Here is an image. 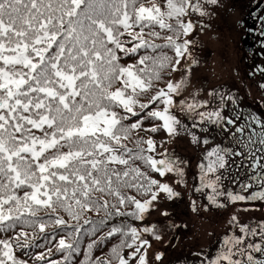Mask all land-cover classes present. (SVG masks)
Wrapping results in <instances>:
<instances>
[{
  "label": "snow or ice",
  "instance_id": "6c2138e0",
  "mask_svg": "<svg viewBox=\"0 0 264 264\" xmlns=\"http://www.w3.org/2000/svg\"><path fill=\"white\" fill-rule=\"evenodd\" d=\"M205 2L217 4L218 0ZM190 12L205 15L200 0H163L162 4L156 0H0V232L21 226L14 236L0 238V264H28L17 257L16 250L31 246L25 227L45 231L41 211L46 212L48 223L72 229L67 234L70 239L61 237L56 246L57 251L67 253L63 264H70L72 254L79 250L83 226L92 225V234L99 230L91 219L83 218L86 212L103 210L100 225L114 217L142 220L160 193L179 196L168 183L130 163L142 161L161 177L175 173L183 182L177 161L167 153L161 159L152 155L157 146L151 137L136 139L134 148L125 141L134 130L143 129L144 120L160 122L145 131L179 134L180 120L171 110L178 106L175 96L186 81L168 79L163 87L156 85L164 80L165 72L179 70L185 55L191 59L193 41L186 39L194 28L186 19ZM160 30L169 34L162 35ZM142 50L145 54L140 55ZM121 54L136 60L122 63ZM154 88L148 102H142L141 97ZM205 104L181 101L179 107L195 113L201 123L222 125L225 118L219 111H197ZM131 117L139 119L126 123ZM234 123L227 120V124ZM253 123L260 132L252 128ZM231 136L238 149L211 148L204 157L206 163L200 165L196 191L210 189L207 199L216 207L224 206L217 198L225 194L230 203L264 201V122L252 116ZM192 138L199 142L194 134ZM203 143L208 144V139ZM234 157L253 162L258 171L250 179L259 190L245 195L253 188L250 182L241 184L235 193L222 190L221 170L229 168ZM132 188L149 198L141 201L123 191ZM125 205H134V210L121 211ZM58 210L77 223L69 224L57 215ZM230 224L239 226V235L226 236L206 264H264V259L253 255L264 254V244H245L248 237L264 240V222L239 225L233 216ZM116 236L119 243L111 248L108 259H93L91 251L97 241L88 244L84 264H148L151 245L138 228L113 226L103 239ZM155 258L162 259V254ZM35 259L46 257L40 253Z\"/></svg>",
  "mask_w": 264,
  "mask_h": 264
},
{
  "label": "rangeland",
  "instance_id": "374dc122",
  "mask_svg": "<svg viewBox=\"0 0 264 264\" xmlns=\"http://www.w3.org/2000/svg\"><path fill=\"white\" fill-rule=\"evenodd\" d=\"M263 1L218 0L217 4H209L200 0L205 15L190 12L186 17L194 25L186 37L193 41L189 46L191 59L185 55L179 70L172 72L170 78L186 81L181 94L175 96L178 106L171 110L180 120L179 134L170 136L166 132L164 146L156 147L151 153L157 159L167 153L177 161L184 176L183 182H179L181 178L175 173L162 177L161 183H168L179 196L169 198L166 193H160L136 225L142 238L151 245L147 248L148 264L206 263V258L211 259L218 253L226 236L239 235V226L230 224L233 216L239 225L251 227L259 209H264V201L230 203L226 194L217 198L224 206L216 207L207 199L210 189L196 191L200 187V165L206 163V153L217 145L227 148V140L218 136L222 125L201 123L195 113L189 114L179 107L181 101L206 102L197 111H219L225 118L239 106L248 108L264 121V87H261L264 73L256 72L263 60L247 52L243 44L245 27L251 24L252 15ZM193 123L198 126L192 127ZM193 134L199 142L193 141ZM204 139L209 143L204 144ZM221 172L222 190L237 192L226 176V169ZM144 228L153 231L144 232ZM157 254H162V259L157 260Z\"/></svg>",
  "mask_w": 264,
  "mask_h": 264
},
{
  "label": "trees",
  "instance_id": "16d2710c",
  "mask_svg": "<svg viewBox=\"0 0 264 264\" xmlns=\"http://www.w3.org/2000/svg\"><path fill=\"white\" fill-rule=\"evenodd\" d=\"M157 3H163V0H156ZM159 30V29H157ZM147 32V29L145 30ZM162 31V30H160ZM169 33L162 31V35H167ZM149 38L150 37H146ZM156 43H164L163 40H156ZM130 46V45H129ZM165 51L168 52L169 55H173L171 50L165 49ZM145 54L142 50L140 55ZM122 55V63H134L136 60V57H129L124 54ZM172 72H165L164 73V80L157 82L156 87H163L164 83L171 78ZM155 88L147 93L145 96L141 97L142 102L147 103L148 100L151 98V96L154 94ZM163 105H152V108L156 107H162ZM138 112L141 111L138 107L136 109ZM141 115H143V112H141ZM139 119V117H131L129 121L126 123H134ZM155 123H160L158 121H150V120H144L143 123V129L141 130H134L132 133L131 138L128 141H125L127 143L128 147L134 148L135 147V140L143 137L145 139L151 137L157 146V149L162 148L166 141V131L161 130L156 133H152L150 131H145L144 129H149L153 126ZM130 163L133 165V167H139L142 171L146 172L147 175L153 179H156L161 182L162 177L151 170L147 165H145L142 161H135ZM122 167V166H121ZM128 196H135L138 200H144L148 198L147 195L141 194L136 189H124L123 190ZM96 195H101L97 193ZM103 199L109 200L110 203H115V200L112 197L104 196ZM134 210V205H125L121 207V211L125 212H131ZM58 216L63 217L66 221H68L69 224H76L77 222L72 220L65 212L58 210L57 213ZM39 216L43 218V222L46 223V228L44 232H41L39 230V227L35 228H28L25 227L24 230L27 231L30 235V247L27 249H17L16 255L18 258L22 260H26L28 264H49V261L51 260H57L61 261L63 264V257L67 253H61L57 251V243L58 240L61 237H64L66 239L68 238V232L72 231V229H64L62 226H57L54 223H48V216L46 212L41 211L39 213ZM84 219H91L94 224L98 227V231L95 234H92L90 229L92 225H84L83 229L81 231L80 239H79V250L72 254L70 264H84L85 258L88 255V244L92 243L93 241H97L96 245L91 251V256L93 259L99 257L102 259H108L110 257L111 248L119 243L120 237L116 236L113 237L111 240L103 239L105 237L106 233L110 230L113 226H132L136 227V225L140 222V220H137L130 216H123V217H114L112 219H109L106 225H100L99 221L101 219L105 218V213L103 210L97 214L95 211L86 212L84 214ZM81 224H83V220L80 221ZM21 230V226H17L15 231L10 232H0V238H5L7 236H14L16 232H19ZM34 235V239H31V237ZM52 237H55L53 239ZM49 249H51V252H49ZM40 253H44L46 259L43 261L36 260L35 257L38 256Z\"/></svg>",
  "mask_w": 264,
  "mask_h": 264
},
{
  "label": "flooded vegetation",
  "instance_id": "af4514ba",
  "mask_svg": "<svg viewBox=\"0 0 264 264\" xmlns=\"http://www.w3.org/2000/svg\"><path fill=\"white\" fill-rule=\"evenodd\" d=\"M252 16L251 24H248L245 27V34L249 33L250 43L255 47V51L252 53V55H257L258 58L263 60V63L261 65H257L256 68L257 74L261 75L264 73V1L258 6L257 10ZM252 116L257 117L261 122H264L253 111L249 110L248 108H241L239 106L225 117L226 123L228 118L235 121L234 124L229 125L223 123L221 127L222 133L220 130H218V136L225 137L227 140L226 145L228 149H238L239 146L237 145L236 140L231 136V133L235 132L236 127L244 124L246 121H250ZM252 128H255L257 133L261 131L258 124L253 123ZM257 155H260V153H257ZM233 160L235 162L233 163L232 160H230V167L226 168V176L231 181L233 187L239 191L241 184L250 182L253 184V188L248 189L245 194L249 195L252 191L259 190V185H257L254 180L250 179V177L255 176L256 171H258V169H254L252 167L253 162L251 160H244L242 157H234ZM262 163H264V161H262ZM261 222H264V209H259V215L255 222L251 223V227L256 226ZM247 243L264 244V240H262L259 236L248 237L245 241V244ZM253 255L257 259H264V254L262 253L253 252ZM213 257H215V254H213Z\"/></svg>",
  "mask_w": 264,
  "mask_h": 264
},
{
  "label": "water",
  "instance_id": "95a60500",
  "mask_svg": "<svg viewBox=\"0 0 264 264\" xmlns=\"http://www.w3.org/2000/svg\"><path fill=\"white\" fill-rule=\"evenodd\" d=\"M243 44H244V47H245V49H246L247 52H249L251 54L254 53L255 47H254V45H252L250 43V35H249V33L244 36V38H243ZM226 125H229V124L226 123Z\"/></svg>",
  "mask_w": 264,
  "mask_h": 264
}]
</instances>
